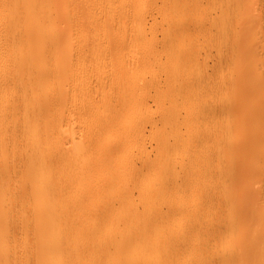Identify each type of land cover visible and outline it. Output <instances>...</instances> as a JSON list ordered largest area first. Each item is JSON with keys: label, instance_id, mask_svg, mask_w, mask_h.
Masks as SVG:
<instances>
[{"label": "rangeland", "instance_id": "obj_1", "mask_svg": "<svg viewBox=\"0 0 264 264\" xmlns=\"http://www.w3.org/2000/svg\"><path fill=\"white\" fill-rule=\"evenodd\" d=\"M223 100L209 171L193 113ZM162 136L185 142L169 174ZM263 155L264 0H0V264H264Z\"/></svg>", "mask_w": 264, "mask_h": 264}, {"label": "bare ground", "instance_id": "obj_2", "mask_svg": "<svg viewBox=\"0 0 264 264\" xmlns=\"http://www.w3.org/2000/svg\"><path fill=\"white\" fill-rule=\"evenodd\" d=\"M107 2H108V0H107ZM110 2V1H109ZM202 27V26H201ZM199 29V28H198ZM208 30V29H207ZM215 43V42H214ZM216 44V43H215ZM210 45H212V44H210ZM221 45V44H220ZM214 46V45H213ZM215 47V46H214ZM216 47H218L217 45H216ZM211 48V47H210ZM214 50V49H213ZM217 51H219V53L221 52V50H220V47L218 48V50ZM206 52V51H205ZM210 52V51H209ZM189 53V52H188ZM191 54H189V55H187V61L188 60H191V57H193V52H190ZM229 54V53H228ZM181 55H183L182 53H181ZM209 55V54H208ZM212 55V54H211ZM208 57V56H207ZM197 58V57H196ZM200 58V57H199ZM203 58V57H202ZM224 55L222 54V55H220V57H219V59H217V61L215 60L214 61V63H213V66L212 67H217L216 68V70L218 69V67L220 66L221 67V65L224 63ZM227 58V57H226ZM192 60H194V59H192ZM200 60V59H199ZM219 60V61H218ZM198 61V60H197ZM202 61H203V59H202ZM208 62V61H207ZM223 62V63H222ZM197 64L199 63V62H196ZM202 63V62H201ZM206 63V62H205ZM190 65V64H189ZM187 68H189V67H187ZM214 68V69H215ZM202 69V68H201ZM185 71V70H184ZM218 71V70H217ZM178 73V72H177ZM179 73H180V71H179ZM187 73H188V71H187ZM180 74H182V73H180ZM176 75V74H175ZM174 75V76H175ZM185 75V74H184ZM206 75V74H205ZM177 76H178V74H177ZM181 77H182V75H181ZM185 77V76H184ZM172 78V77H171ZM170 78V79H171ZM174 78V77H173ZM180 78V77H179ZM175 79V78H174ZM182 78H180V80H181ZM176 80V79H175ZM179 80V79H178ZM178 80H176V82L178 81ZM173 84V83H172ZM177 84H178V82H177ZM171 87V86H170ZM198 87V84L195 82V81H193V80H182V83L180 84V88H179V91H180V93H183V94H181V95H183V96H181V99L184 97V99H190L189 101H191V100H196V98H197V96L195 97V94H191V92H193L196 88ZM174 89V88H173ZM216 87L213 85V86H209L208 88H207V90H206V94H211V99H213L212 97H214L213 95V92L214 91H216ZM178 91V90H177ZM178 94V93H177ZM205 94V95H206ZM141 94H138L137 96L139 97ZM175 95V94H174ZM179 95V94H178ZM158 96V95H157ZM156 96V97H157ZM180 96V95H179ZM144 97V96H143ZM143 97H141L140 96V98H142V99H144ZM146 97H147V95H146ZM145 97V98H146ZM162 97V96H161ZM172 97H173V95H172ZM207 97V96H206ZM209 96H208V98H210ZM158 98H160V97H158ZM165 98H166V96H165ZM202 98H205V97H202ZM207 98V99H208ZM174 99H175V97H174ZM174 99H171V100H174ZM206 99V100H207ZM163 100H165V99H163ZM167 100V99H166ZM169 100V99H168ZM183 100V99H182ZM198 100V99H197ZM196 100V101H197ZM161 101H162V98H161ZM170 101V100H169ZM181 101V100H180ZM186 101V100H185ZM188 101V100H187ZM196 101H193V102H196ZM204 101H205V99H204ZM143 102H144V105H145V101L143 100ZM142 102V103H143ZM155 102H157V100L155 101ZM167 102V101H166ZM174 102V101H173ZM177 102V101H176ZM183 102H184V100H183ZM182 101L181 102H179V103H183ZM158 103V102H157ZM163 103V102H162ZM197 103V102H196ZM205 103H206V101H205ZM135 104H137V103H135ZM177 104V103H176ZM200 104V103H199ZM232 104V102L230 101V100H223V103H221L220 104V106L219 107H217V108H215V109H211L210 107H207V106H203V107H199V108H197L195 111H194V113H193V117H194V123L196 124H198V126H200V129L198 130L199 132L201 131V133H199V132H197L196 134L194 133V135H193V138L191 139V140H189L191 143H193V144H191L190 143V145H195V147H194V152L193 153H195V155L192 153V155H194L195 157H197V156H199V155H203L204 157H202V160L204 161L205 159H206V161H207V164H208V166H207V168L209 169V171H212V169H213V165H214V163L216 162V160L218 159V158H221L222 159V157L224 156V155H226V149H231L232 148V145L231 144H229L228 142H229V140H226L227 139V137L229 136L230 137V135L231 136H233L234 134H233V132H234V129H233V126L231 125V124H229V123H226L224 120V117H225V114L227 113L226 112V108H227V106H230ZM127 105V104H126ZM131 105V104H130ZM141 106V109H140V114L141 113H143L144 112V109L146 108L145 106ZM146 105H147V103H146ZM173 105V104H172ZM171 106V105H170ZM199 106V105H198ZM197 106V107H198ZM145 107V108H144ZM173 107V106H172ZM235 107V106H234ZM239 106H237V108H238ZM130 107H128V109H129ZM138 108V106L136 107V109ZM179 108V107H178ZM177 108V109H178ZM181 108V107H180ZM233 108V107H232ZM133 109V108H132ZM139 109V108H138ZM137 109V110H138ZM130 110H131V108H130ZM136 110V111H137ZM146 110V109H145ZM166 110V109H165ZM170 110V109H169ZM172 110V109H171ZM188 109H186V111H187ZM134 111H135V108H134ZM134 111H132V112H134ZM174 111V110H173ZM173 111H171V112H173ZM175 111H176V109H175ZM175 111H174V115H175ZM192 111V110H191ZM170 112V111H169ZM184 112H185V110H184ZM192 113V112H191ZM190 113V114H191ZM135 114V113H134ZM165 114V113H164ZM170 114V113H169ZM189 114V113H188ZM171 115V114H170ZM179 115V114H178ZM186 115V114H185ZM163 116V115H162ZM161 116V117H162ZM188 116V115H187ZM192 116V115H191ZM135 117V116H134ZM138 117V116H137ZM145 117H147V116H145ZM145 117H144V121L146 122V120H145ZM151 117V116H150ZM149 117V118H150ZM160 117V118H161ZM166 117V116H165ZM143 118V117H142ZM141 118V119H142ZM173 118V117H172ZM187 118H191V117H187ZM212 118H213V120H212ZM138 119V118H137ZM136 119V120H137ZM141 119H139V120H141ZM211 119V120H210ZM148 120H150V119H148ZM147 120V121H148ZM151 120H153V119H151ZM150 120V121H151ZM163 120V119H162ZM189 120V119H188ZM193 120V119H192ZM143 121V120H142ZM154 121V120H153ZM161 121V120H160ZM168 121H169V119H168ZM173 121V120H172ZM180 121V120H179ZM182 121V120H181ZM184 121H185V119H184ZM156 122V121H155ZM161 122H163V121H161ZM183 122V121H182ZM158 123V122H157ZM160 123V122H159ZM140 124V123H139ZM144 124V123H143ZM147 124V123H146ZM149 124H150V122H149ZM174 124V123H173ZM176 124V123H175ZM179 124V123H178ZM182 124V123H181ZM185 123H183V125H184ZM191 124V123H190ZM193 124V123H192ZM208 124L209 125H211L212 127L211 128H208L207 126H208ZM167 125V124H166ZM189 125V121H188V124H187V126ZM205 125H207V126H205ZM239 125V124H238ZM141 126V125H140ZM171 126V125H170ZM174 126V125H173ZM182 126V125H181ZM194 126V125H193ZM197 126V125H196ZM242 127H243V125H241ZM240 126V127H241ZM205 127H207V128H205ZM143 128V127H142ZM169 128V127H168ZM175 128V127H174ZM189 128H190V126H189ZM237 128V127H236ZM235 128V129H236ZM146 128H144V130H145ZM171 129H173L172 127H171ZM186 129H187V127H186ZM191 129V128H190ZM238 129V128H237ZM236 129V130H237ZM240 129V128H239ZM238 129V130H239ZM182 130V129H181ZM194 130V129H193ZM191 131L192 133L191 134H193V132L194 131ZM133 131V130H132ZM131 131V132H132ZM143 131V130H142ZM146 131H148V129L146 130ZM187 131V130H186ZM130 132V131H129ZM129 132H127V133H129ZM139 132V131H138ZM152 133V132H151ZM190 133V132H189ZM235 133V132H234ZM238 133V132H237ZM135 134V133H134ZM141 134V133H140ZM149 134V133H148ZM170 134V133H169ZM190 134V135H191ZM236 134V133H235ZM132 135V134H131ZM138 135V134H137ZM157 135V134H156ZM156 135L154 136V134H153V136L154 137H156ZM168 135V134H167ZM238 135H239V133H238ZM141 136H144V133H143V135H141ZM148 136V135H147ZM146 136V137H147ZM149 136H151V134L149 135ZM165 136V135H164ZM164 136H162V138L160 139L159 137V139H158V142L156 143V144H159L160 143V145H162V146H160L161 148V153H163V157L162 156H160L161 157V159H162V164H163V171H165V173H167L168 172V174H169V172H171L172 171V169H174V168H171L172 167V163H171V158L174 156V153L177 151V149L180 147V146H182V144H184L185 142H184V140H178V139H176L175 141H171V140H169L168 138H166V137H164ZM182 136V135H181ZM245 136L246 135H244V139H247V138H245ZM135 137V136H134ZM139 137V136H138ZM170 137V136H169ZM182 137H184V136H182ZM187 137V136H186ZM185 137V138H186ZM191 137V136H190ZM236 137V136H235ZM239 137V136H238ZM243 137V136H242ZM241 137V138H242ZM131 138V137H130ZM188 138V137H187ZM133 139V138H132ZM239 139V138H238ZM243 139V138H242ZM257 139H259V138H256L255 140H256V144L255 145H253V147H252V145H251V152H254L255 150H256V148H258L257 146H259L258 145V143L260 142V140H258L257 141ZM156 140H157V138H156ZM156 140H155V142H156ZM254 140V141H255ZM154 141V140H153ZM127 142V141H126ZM126 142H125V144H126ZM230 143H231V141H230ZM249 143H251V142H249ZM254 143V142H253ZM188 144V143H187ZM233 144V143H232ZM250 145V144H249ZM156 146H159V145H156ZM155 146V147H156ZM237 146V145H236ZM245 146H246V144H245ZM244 146V147H245ZM248 146V145H247ZM154 147V146H153ZM189 147V146H188ZM193 147V146H192ZM235 147V146H234ZM249 147V146H248ZM119 148H120V145H119ZM157 148V147H156ZM185 148H186V146H185ZM239 148V147H238ZM181 149H183V148H181ZM181 149H180V151H181ZM188 149V148H187ZM187 149H185V151L187 150ZM189 149H193V148H189ZM250 148H248V150H249ZM191 150L190 151H188V152H191ZM238 150V149H237ZM246 150H247V148H246ZM157 151H158V149H157ZM179 151V150H178ZM184 151V150H183ZM241 151V150H240ZM249 151V152H250ZM230 152V151H229ZM237 152V151H236ZM235 152V153H236ZM250 152V153H251ZM256 152V151H255ZM254 152V153H255ZM178 153V152H177ZM238 153V152H237ZM242 153H243V151H242ZM242 153H241V155H242ZM52 154H54V153H52ZM185 154H188V155H190L189 153H187V152H185ZM228 154V153H227ZM253 154V153H252ZM258 155V153L256 152L255 153V155ZM261 153H259V155H260ZM177 155V154H176ZM192 155H190V157L192 156ZM240 155V156H241ZM250 155V154H249ZM254 155V154H253ZM53 156V155H52ZM55 156V155H54ZM236 156V155H235ZM57 157V156H56ZM150 157V156H149ZM155 157H156V155H155ZM160 157H159V160H160ZM232 157V156H231ZM237 157V156H236ZM239 157V156H238ZM258 157V156H257ZM263 157H264V155H263ZM135 158H139L138 156H136ZM135 158H134V160H135ZM144 158H146V157H144ZM201 158V157H200ZM260 158V157H259ZM140 159V158H139ZM153 159V158H152ZM158 159V158H157ZM192 159V158H191ZM199 159V158H198ZM233 158H231V160H232ZM262 159V158H261ZM137 160V159H136ZM142 160V159H141ZM194 160V159H193ZM131 161V160H130ZM145 161V160H144ZM147 161H150V160H147ZM183 161V160H182ZM188 161V160H187ZM186 161V162H187ZM137 162H138V160H137ZM143 162V161H142ZM153 162V161H152ZM155 162V161H154ZM154 162H153V164H154ZM161 162V161H160ZM230 162H232V161H230ZM125 163V162H124ZM149 163V162H148ZM183 162H181L180 164H182ZM194 163H196V162H194ZM238 162H236V164H237ZM126 164H128L127 162H126ZM151 165H149V164H147L145 167L147 168V170H148V168L149 169H151L153 166H152V163H150ZM159 164V163H158ZM175 164V163H174ZM187 164H189V162L187 163ZM190 164H192V161H190ZM200 164V163H199ZM231 164V163H230ZM155 165H156V167H157V161H156V163H155ZM161 165V164H160ZM159 165V166H160ZM218 165V164H217ZM216 165V166H217ZM152 166V167H151ZM178 166V165H177ZM191 166V165H190ZM196 166H198V165H196ZM229 166V165H228ZM121 167V166H120ZM119 167V168H120ZM126 167H127V165H126ZM130 167V166H129ZM136 167V166H135ZM140 167V166H139ZM180 167V166H179ZM199 167V166H198ZM197 167V168H198ZM223 167V166H222ZM231 167V166H230ZM233 167V166H232ZM146 168H145V171H146ZM160 167H158V169H159ZM162 168V167H161ZM160 168V169H161ZM177 168V167H176ZM184 168L185 169H187V166H185L184 165ZM183 168V169H184ZM194 169H195V167H193ZM124 169H125V167H124ZM127 169V168H126ZM125 169V170H126ZM138 169V168H137ZM144 169V168H143ZM152 169H154V168H152ZM157 169V170H158ZM219 169H220V167H219ZM223 169V168H222ZM235 169H236V167H235ZM124 170V171H125ZM139 170V169H138ZM199 170V169H198ZM206 170V169H205ZM214 170V169H213ZM228 170V169H227ZM227 170H226V172H227ZM237 170H239L238 168H237ZM156 171V170H155ZM187 171V170H186ZM200 171V170H199ZM219 172L221 171V170H218ZM231 171V170H230ZM126 172V171H125ZM127 172H130V171H128L127 170ZM134 172H135V170H134ZM160 172H162V171H160ZM172 172H174V171H172ZM184 172V171H183ZM188 172V171H187ZM193 172H196L195 170H193ZM201 172V171H200ZM203 172V171H202ZM215 174H216V172L215 171H213ZM225 172V173H226ZM133 173V172H132ZM132 173L131 174H129V175H132ZM137 173V172H136ZM140 173V172H139ZM204 173V172H203ZM210 173V172H209ZM221 173V172H220ZM125 174H128V173H125ZM179 174V173H178ZM205 174V173H204ZM213 174V173H212ZM160 175H161V173H160ZM173 175H174V173H173ZM191 175V174H190ZM189 176V175H188ZM172 177V176H171ZM182 177V176H181ZM192 177V176H191ZM190 178V177H189ZM188 178V179H189ZM136 179H137V177H136ZM175 179V178H174ZM180 179V178H179ZM192 179V178H191ZM172 180V179H171ZM136 181V180H135ZM160 181V180H159ZM181 181V180H180ZM184 181V180H183ZM177 183H178V181H177ZM167 184V183H166ZM128 186V185H127ZM172 186H173V183H172ZM141 187V186H140ZM151 187V186H150ZM166 187V186H165ZM175 187V186H174ZM180 187V186H179ZM189 187H190V185H189ZM162 188H164V187H162ZM161 188V189H162ZM188 187H186V189H187ZM127 189H129V188H127ZM132 189V188H131ZM134 189V188H133ZM138 189H140V188H138ZM137 189V190H138ZM148 189V188H147ZM141 190V189H140ZM140 190H139V192H140ZM182 190V189H181ZM133 191V190H132ZM149 191V190H148ZM147 191V192H148ZM150 191H153V190H150ZM166 191V190H165ZM169 191V190H168ZM187 191H189V190H187ZM134 192V191H133ZM141 192H142V190H141ZM155 192V191H154ZM153 192V193H154ZM143 193V192H142ZM169 193V192H168ZM138 194V193H137ZM151 194V193H150ZM157 194V193H156ZM135 195V194H134ZM162 195H164V194H162ZM125 196H126V194H125ZM132 196H133V194H132ZM145 196V195H144ZM151 196V195H150ZM147 197H149V196H147ZM153 197V196H152ZM155 198V197H154ZM167 198H169V196L167 197ZM156 199H157V197H156ZM149 200V199H148ZM145 201H147V200H145ZM150 202H151V200H150ZM158 202H160V200H158ZM165 202H167V201H165ZM148 203V202H147ZM152 203H154V202H152ZM52 212H54V211H52L51 210V208H44V209H42V208H40L39 209V211H38V213H39V215L40 216H46L47 218H48V220H49V228H50V230H52V232H51V234H49L50 236H46L45 235V240L48 242L47 243V246H46V248H45V245H44V250L45 249H48V246L50 247V248H52L53 250H56V247H57V242H58V236H56L54 233H55V230H54V226L56 225V220H55V218H54V213H52ZM107 212V211H106ZM154 217V216H153ZM121 245H119V248H117L118 249V255H117V257H121L122 259H123V257H124V251H125V238H124V240L120 243ZM57 251V250H56ZM105 260H107V258H105ZM114 260H116V258H114ZM103 261V260H102ZM100 264H102V262H99ZM120 264H125V261L124 262H121Z\"/></svg>", "mask_w": 264, "mask_h": 264}]
</instances>
